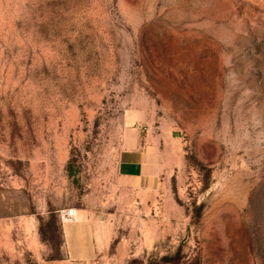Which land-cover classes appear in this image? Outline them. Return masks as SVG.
<instances>
[{
  "label": "rangeland",
  "instance_id": "1",
  "mask_svg": "<svg viewBox=\"0 0 264 264\" xmlns=\"http://www.w3.org/2000/svg\"><path fill=\"white\" fill-rule=\"evenodd\" d=\"M0 207L51 257L82 208L113 264H264V0H0Z\"/></svg>",
  "mask_w": 264,
  "mask_h": 264
},
{
  "label": "crops",
  "instance_id": "2",
  "mask_svg": "<svg viewBox=\"0 0 264 264\" xmlns=\"http://www.w3.org/2000/svg\"><path fill=\"white\" fill-rule=\"evenodd\" d=\"M144 150L126 149L119 154L117 168L125 179L146 180ZM73 209V220L59 225L58 255L51 257V244L41 237L39 217L47 212L19 214L0 207V264H113L108 241L95 237L88 212Z\"/></svg>",
  "mask_w": 264,
  "mask_h": 264
},
{
  "label": "built area",
  "instance_id": "3",
  "mask_svg": "<svg viewBox=\"0 0 264 264\" xmlns=\"http://www.w3.org/2000/svg\"><path fill=\"white\" fill-rule=\"evenodd\" d=\"M58 218L61 223L72 221L73 220V209L72 208H62L58 210Z\"/></svg>",
  "mask_w": 264,
  "mask_h": 264
}]
</instances>
